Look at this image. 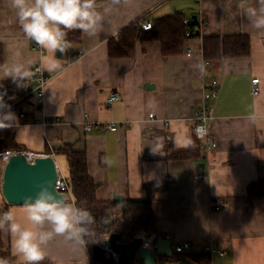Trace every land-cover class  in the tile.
<instances>
[{"label": "crops", "instance_id": "crops-1", "mask_svg": "<svg viewBox=\"0 0 264 264\" xmlns=\"http://www.w3.org/2000/svg\"><path fill=\"white\" fill-rule=\"evenodd\" d=\"M106 3L99 0L101 8ZM174 11L185 17L195 14L202 21L198 34L186 37L178 53L164 55L158 39L145 37L133 44L120 38L118 45L124 53L109 54L108 40L118 38L129 23L153 22ZM110 20L98 38L88 39L80 33V40L71 42L72 49L65 55L57 52L64 70L47 73L42 104L34 94L25 98L21 101L25 119L15 115L11 126L2 129L12 133L20 150L51 153L67 178V158L58 149L72 144L83 150L101 200L113 199L114 194L143 199V182L168 175L167 188L158 191L152 203L155 231L149 234L167 237L172 248L189 241L190 246L180 254L196 264H264V194L247 193L248 183L264 178V31L251 27L234 0H131L116 9ZM237 33L249 35V54L222 57L217 66L210 64L200 74L202 36ZM0 36L23 39L7 0H0ZM29 52L47 55L35 42H29ZM6 55L0 44V60ZM210 76L219 77L221 87L210 121L216 146H210L204 157L190 116L201 105L202 84ZM255 76L259 78L257 95L251 93ZM0 84L5 102L23 94V86L11 78ZM113 91L119 98L108 103ZM253 113L258 117L255 122L249 119ZM87 120L120 125L116 130L97 125L86 130ZM185 133H191L195 143L188 148H197L200 155L169 157L168 153L187 149L174 143ZM3 166L0 156V201H4L0 214L11 208L18 222L31 227L23 204L4 199ZM70 193L65 200L74 202L71 189ZM212 202L221 207L213 209ZM49 228L46 224L45 230ZM4 235L0 232V253L8 256L10 264H21L12 256L11 240ZM210 244L225 253L209 252L205 246ZM45 252V261L51 264H92L87 244L74 246L63 237H54ZM190 253L209 257L206 262L196 261Z\"/></svg>", "mask_w": 264, "mask_h": 264}, {"label": "clouds", "instance_id": "clouds-1", "mask_svg": "<svg viewBox=\"0 0 264 264\" xmlns=\"http://www.w3.org/2000/svg\"><path fill=\"white\" fill-rule=\"evenodd\" d=\"M130 3L131 0H107L101 8L99 0H7L23 39L16 41L0 36V44L7 53L0 60V81L11 78L18 87L24 86L33 78L32 68L37 63L47 73L62 72L64 65L57 52L63 56L72 49L68 32L78 30L86 38L96 39L105 31V25L111 24V14ZM234 6L253 29L264 31V0H234ZM29 42H35L47 55L30 54ZM198 70L204 74L206 66L198 63ZM5 94L0 92V128L11 126L15 120L4 101ZM257 118L256 113L249 117L252 122ZM192 131L197 137L202 135L201 127ZM174 143L178 148L195 147L191 133L183 134ZM37 187L35 196L29 193L23 201V213L31 227L18 222L11 208L0 214V232L6 240H11L12 256L21 264L44 261L45 249L54 237H63L74 246H84L91 240L88 237L94 218L87 209L69 200L57 199L58 190L51 180ZM3 205L4 201H0V207ZM46 224L50 226L48 230H45ZM0 264H10V261L0 258Z\"/></svg>", "mask_w": 264, "mask_h": 264}, {"label": "trees", "instance_id": "trees-1", "mask_svg": "<svg viewBox=\"0 0 264 264\" xmlns=\"http://www.w3.org/2000/svg\"><path fill=\"white\" fill-rule=\"evenodd\" d=\"M184 18L185 15L181 11H174L154 18L151 28L145 30L137 24V21L129 23L119 31L118 38H110L108 40L109 54L124 53V50L120 49L118 45V39L120 38L129 44H133L138 39L145 37L158 39L162 54H176L181 51L183 40L187 37L185 33L187 27H193L197 23V20H192L190 24H186L183 22ZM67 39L70 42L79 41L80 32L78 30L68 32ZM201 48L203 57L209 60L213 66H217L222 57L249 54V35L245 33L204 35L202 36ZM1 88L2 85L0 84V90ZM4 150H20V145L15 141L12 133L0 128V152ZM58 152H63L67 158L69 169L68 181L74 203L77 207L87 209L94 218V223L90 229L91 235L88 237L91 240L86 243L92 254V264H115L112 258L107 257L105 254L103 256L93 254V232L95 231V224L108 226L110 223L107 221V217L116 210L119 211L123 219V222L119 223L114 229V231L120 233L119 241L121 243L131 240L137 234H149L155 231L152 203L155 194L167 188L169 176L161 175L143 182V187L146 190V197L143 199L124 197L122 200H101L96 196L98 184L88 172L85 152L75 149L72 144H67L63 148L58 149ZM199 155L197 148L181 149L168 153V156L172 158L198 157ZM247 193L250 195L264 194V178L248 183ZM189 255L196 261L204 262L209 257L207 253L202 255L190 253ZM184 257L185 254L175 255V258ZM0 258L7 259L8 256L0 253ZM131 263L132 260L130 259L124 263L120 262V264ZM38 264L51 263L44 260L38 262Z\"/></svg>", "mask_w": 264, "mask_h": 264}, {"label": "built area", "instance_id": "built-area-1", "mask_svg": "<svg viewBox=\"0 0 264 264\" xmlns=\"http://www.w3.org/2000/svg\"><path fill=\"white\" fill-rule=\"evenodd\" d=\"M197 2L201 3L202 0H197ZM192 20H197V18L193 19L192 17H185L183 19V22L186 24H190ZM201 24H202V21L197 20V23L193 27H190V26L187 27L185 31L186 36L190 37V36L196 35V30L199 31ZM139 25L143 29H149L152 26V22L151 21H141ZM187 54H190V50H187ZM78 55H80V53ZM203 64L206 67H208L210 66L211 63L209 60L204 58ZM32 71L34 72V75H33V78L29 82L34 83V84L32 86H30L29 83L24 85L23 86L24 91L20 97H16L13 100H7L5 102L7 105H9L10 111L21 119H25L26 117V112L21 107V101L34 94L38 102L42 104V100L45 94V88H46V85L49 79L47 72L41 70V66L39 63L33 65ZM258 81H259V78L256 76L251 79V83H252L251 93L253 95H257L260 91ZM220 87H221V79L217 76H210L207 83L202 84L201 105L198 108H196L193 111L192 115L190 116L192 130L195 129L196 127L202 128V135L197 138H199L201 141L198 144V147L203 150L202 155L204 157L208 156L210 146H216V142L210 133V121L213 117L212 112H213L215 102L219 96ZM117 98H119V94L113 91L109 94L107 98V102L111 103L113 100ZM149 115L152 116V113H150ZM42 123L46 124L48 123V121L42 120ZM93 125L101 126L103 128H108L110 130H116L117 127L120 125V123L115 122V121H109V122H93L92 121L90 122L89 120L84 122V128L86 130H89ZM13 152L24 153L28 161H33L35 156L41 154V152L21 149V150H4L0 152V156L2 157L3 160H5L7 156ZM56 168H57V173H56L54 184L58 192L63 193L64 199H66L67 196L71 194L69 181H68V178L62 174L59 167L57 166ZM211 205L213 209H219L221 207V204L219 202H212ZM107 221L110 223L108 226L95 224L94 226L95 231L93 232V242L95 240V243L104 249L105 255L109 258H112L115 264H120V261L118 259V252L114 251L111 248L110 241H109V235L111 232H114L115 227L119 223L123 222V219L119 211L114 210V212L107 217ZM97 230H101L102 235H100L101 233H99L96 236L95 232ZM138 235H140L143 239L141 246L149 247L153 251L155 250V244H154L155 235L154 234H149V235L138 234ZM189 246H190L189 241H182L178 244H175L172 250L174 254H180V253H183ZM205 249L211 253L218 251L212 244L205 246ZM218 252L225 253L224 251H221V250H219ZM131 264H144V263L141 261H138L137 259H134Z\"/></svg>", "mask_w": 264, "mask_h": 264}, {"label": "water", "instance_id": "water-1", "mask_svg": "<svg viewBox=\"0 0 264 264\" xmlns=\"http://www.w3.org/2000/svg\"><path fill=\"white\" fill-rule=\"evenodd\" d=\"M196 18V15H192ZM196 34L198 31L196 30ZM57 165L54 157L50 153L41 152L34 157L33 161H28L22 152H13L4 160L1 179V191L4 199L11 204H23L25 195L31 193L33 196L37 193L38 185L44 181L51 180L55 182ZM51 188V185H49ZM56 198L64 199V194L57 191ZM121 194H114V200H122ZM120 233L111 232L109 241L111 248L118 252L120 262H126L128 259L143 262L144 264H196L189 258H174L170 240L162 234H156L154 237L155 250L149 247L141 246L142 237L136 235L131 240L121 243L119 241ZM93 254L103 256L104 249L98 244H93Z\"/></svg>", "mask_w": 264, "mask_h": 264}, {"label": "rangeland", "instance_id": "rangeland-1", "mask_svg": "<svg viewBox=\"0 0 264 264\" xmlns=\"http://www.w3.org/2000/svg\"><path fill=\"white\" fill-rule=\"evenodd\" d=\"M62 168V167H61ZM62 170H63V168H62ZM102 231L101 230H97L96 232H95V235L97 236V234H99V233H101ZM116 232V231H115ZM140 234H143V235H145V233H140ZM100 235H102V233L100 234ZM99 235V236H100ZM138 235V234H137ZM98 236V237H99ZM95 243V240H94V242H93V244Z\"/></svg>", "mask_w": 264, "mask_h": 264}]
</instances>
